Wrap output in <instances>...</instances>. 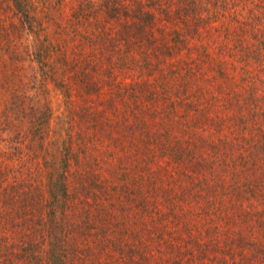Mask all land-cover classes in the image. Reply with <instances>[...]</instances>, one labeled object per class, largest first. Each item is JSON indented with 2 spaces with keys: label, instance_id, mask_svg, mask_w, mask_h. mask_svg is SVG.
Masks as SVG:
<instances>
[{
  "label": "rangeland",
  "instance_id": "obj_1",
  "mask_svg": "<svg viewBox=\"0 0 264 264\" xmlns=\"http://www.w3.org/2000/svg\"><path fill=\"white\" fill-rule=\"evenodd\" d=\"M0 181L64 264H264V0H0Z\"/></svg>",
  "mask_w": 264,
  "mask_h": 264
},
{
  "label": "trees",
  "instance_id": "obj_2",
  "mask_svg": "<svg viewBox=\"0 0 264 264\" xmlns=\"http://www.w3.org/2000/svg\"><path fill=\"white\" fill-rule=\"evenodd\" d=\"M66 168L65 164L64 173H61V180L57 179L51 183L48 181L43 186L51 188L52 185L55 187L57 194H61L63 198L69 195ZM0 190L6 191L11 196V198H7V203L11 206V209L8 212L0 210V264H35L40 263L45 256L46 258L48 257V261L52 264H64L65 254H69V252L65 253V247L59 245L56 248L57 245H54L47 252H43L38 245L29 240L30 238L26 231L23 230L28 219V212L31 210L29 205L36 197L34 195L36 188L25 181L24 183L10 186L9 190H4V183L0 181ZM38 196H42V192L39 191ZM12 213L21 219L14 218ZM54 230L57 231L58 229ZM54 239L58 241L57 238Z\"/></svg>",
  "mask_w": 264,
  "mask_h": 264
}]
</instances>
